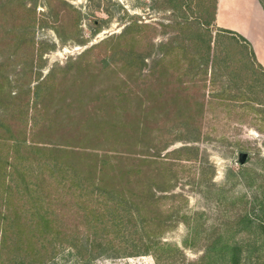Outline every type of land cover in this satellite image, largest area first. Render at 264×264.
I'll list each match as a JSON object with an SVG mask.
<instances>
[{
    "label": "rangeland",
    "instance_id": "374dc122",
    "mask_svg": "<svg viewBox=\"0 0 264 264\" xmlns=\"http://www.w3.org/2000/svg\"><path fill=\"white\" fill-rule=\"evenodd\" d=\"M210 2L205 0L203 15V2L197 0H180L176 6L165 0H35L34 40L40 48L29 49L31 55L25 57L32 60L31 74L12 76L10 87H5L27 109L24 116L14 113L10 117L11 129L20 131L23 126L26 140H63L85 130L81 125L85 117L80 116L99 114L105 120L121 122L139 116L148 132L146 145L135 154L139 160H127L124 169H137L138 174L121 177V165L111 163L104 167L99 185L124 189L133 202L130 216L134 219L125 216L120 226L123 232H100L103 239L94 240L71 197L64 196L63 207H57L63 215L60 226L67 231L76 229L77 243L84 248L57 244L46 264H156L150 251L143 250L150 244L146 233L157 231L161 216H169L172 226L156 238L169 245L160 255V264H198L210 234L231 237L237 217L249 212L260 198L264 190V105L257 104L259 110L255 111L242 106L240 99L264 103V74L253 64L213 62L223 49L221 41L214 44ZM131 20L140 25L136 33L139 49L147 54L135 73L109 57L103 63L111 42L100 44ZM197 37H201V47L196 51ZM208 39L209 50L205 46ZM169 40L167 47H159ZM229 42L234 55H240L235 40ZM164 51V62L154 64ZM38 54L41 62H37ZM193 57L197 65L190 63ZM39 63L41 67H36ZM66 63L70 70L63 80L57 73L45 110L34 106L33 85L51 67ZM79 68L82 70L75 77ZM156 77L162 85H157ZM181 98L187 101L185 106H177ZM57 107L62 115L49 124L46 118ZM189 113L191 124L185 125ZM69 114L80 118L68 122ZM171 130L181 137L169 146H157L151 136L169 137L167 131ZM192 137L193 141L188 139ZM182 146L189 149L178 151ZM239 153H245L242 164H237ZM87 203L99 205L90 199ZM252 237L246 235V239ZM98 243H102L100 249ZM108 245L121 249L113 251Z\"/></svg>",
    "mask_w": 264,
    "mask_h": 264
},
{
    "label": "trees",
    "instance_id": "16d2710c",
    "mask_svg": "<svg viewBox=\"0 0 264 264\" xmlns=\"http://www.w3.org/2000/svg\"><path fill=\"white\" fill-rule=\"evenodd\" d=\"M165 1L172 2L176 6L175 2L180 0ZM190 1L196 2V0ZM210 1V14L214 23L216 0ZM199 2H203L204 15L205 0H197L198 4ZM258 2L264 10V2L262 0ZM36 21L35 0H0V264H46L54 255L56 245L62 243L77 250L84 248L77 243L79 236L76 229L67 231L60 226L63 215L59 208L64 205L62 201L64 196L71 197L72 205L77 208V214L88 225L86 228L91 231L89 235H93L91 239H103L100 232L107 231L112 234L123 232L120 226L124 217L128 215L129 218L134 219L130 216L133 213L130 210L133 202L125 195L124 189L100 188V182L105 175L103 169L108 164L117 163L123 168L119 176H129L132 173L137 175L139 171L137 169L133 171L128 169L124 171V169L127 160H139V155L135 158V154L146 145L148 135L146 125H142L143 120L139 116L126 118L121 122L117 118L111 121L105 120L99 114H94L93 117L88 114L80 116L85 117L84 124H81L85 130L70 133L63 140L56 138L45 142L26 140L23 137V126H19L20 131L11 129L10 117L14 113H17L18 117L24 116L27 109L26 103L10 96L11 90H5V87H10L12 76L31 74L32 60L30 57L29 60H25V57L31 55L29 49L34 51L40 48L36 46L34 40ZM139 27L135 20H131L117 35L107 36L101 40L100 44L111 42L102 62L104 63L105 58L109 57L111 61L122 62L131 72L141 70L143 59L147 54L139 49L140 36L136 35ZM214 38L215 45L221 41L223 53L213 62L223 65L238 62L244 67L253 64L264 74V69L255 60L251 46L240 34L215 26ZM230 39H234L238 44L236 50L240 55H234L232 52L229 46ZM209 41L210 39L205 45L208 50ZM170 42L171 40L161 42L159 47H167ZM200 47L201 37H197L193 48L197 51ZM170 48L171 45L168 49ZM165 53L162 52L154 60V64L161 65L165 60ZM37 62H41L40 54ZM190 63L198 64L194 57ZM41 65V63L35 64L36 67ZM69 70V63L51 67L44 77L33 85L30 92L34 106L43 107L42 110H45V101H49L51 92L55 89L54 81L57 73L60 74V80H63ZM81 70L79 68L75 71V77ZM100 71L99 68L98 72ZM161 71L159 68V76ZM157 77L155 79L160 86L162 84ZM246 88L251 87L246 85ZM240 100L242 106L255 111L259 110L256 108L257 104L264 105L249 97H241ZM178 102L180 103L177 106H185L187 103L185 98H181ZM76 103L79 104L78 101ZM71 104L67 103V106ZM196 105L201 106V103ZM59 109L60 107L53 109L47 116L46 121L49 124L62 115L63 111ZM80 117L69 114L66 119L68 122H73ZM189 117L190 113L187 115L185 125L191 124L188 122ZM167 133L169 137L160 135H157V138L156 135L151 137L157 140V146L161 144L169 146L181 137L177 130ZM188 139L193 141L195 137ZM135 146L139 148L136 150ZM188 149L187 146H182L178 151ZM262 160L264 161V157ZM85 167L86 170L83 169ZM148 192L150 193L148 198L151 199L153 193L150 189ZM89 199L99 205L88 206ZM256 200L249 212L237 217L231 237L222 239V234H210L211 240L205 244L198 264H264V190ZM159 218L156 221L157 231L146 233L145 239L150 244L143 250L150 251L149 254L156 264H160V255L169 249L167 243H159L158 236L172 226L169 216ZM141 226H143L142 222ZM250 234L253 237L246 239V235L250 236ZM238 235L243 237L236 238ZM101 244L98 243L96 246L100 249ZM110 247L118 252L121 249L112 245Z\"/></svg>",
    "mask_w": 264,
    "mask_h": 264
},
{
    "label": "crops",
    "instance_id": "0c3cea01",
    "mask_svg": "<svg viewBox=\"0 0 264 264\" xmlns=\"http://www.w3.org/2000/svg\"><path fill=\"white\" fill-rule=\"evenodd\" d=\"M214 24L245 38L264 69V10L258 0H216Z\"/></svg>",
    "mask_w": 264,
    "mask_h": 264
},
{
    "label": "water",
    "instance_id": "95a60500",
    "mask_svg": "<svg viewBox=\"0 0 264 264\" xmlns=\"http://www.w3.org/2000/svg\"><path fill=\"white\" fill-rule=\"evenodd\" d=\"M245 160V153H239L237 156V164L244 163Z\"/></svg>",
    "mask_w": 264,
    "mask_h": 264
}]
</instances>
